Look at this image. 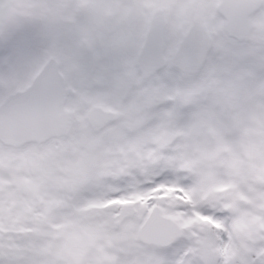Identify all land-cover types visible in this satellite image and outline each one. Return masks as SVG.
Segmentation results:
<instances>
[{"label": "snow or ice", "instance_id": "snow-or-ice-1", "mask_svg": "<svg viewBox=\"0 0 264 264\" xmlns=\"http://www.w3.org/2000/svg\"><path fill=\"white\" fill-rule=\"evenodd\" d=\"M0 264H264V0H0Z\"/></svg>", "mask_w": 264, "mask_h": 264}]
</instances>
